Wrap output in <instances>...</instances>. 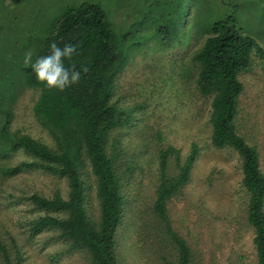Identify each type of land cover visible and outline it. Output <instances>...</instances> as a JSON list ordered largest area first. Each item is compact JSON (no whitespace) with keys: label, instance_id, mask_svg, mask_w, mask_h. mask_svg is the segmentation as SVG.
<instances>
[{"label":"trees","instance_id":"trees-1","mask_svg":"<svg viewBox=\"0 0 264 264\" xmlns=\"http://www.w3.org/2000/svg\"><path fill=\"white\" fill-rule=\"evenodd\" d=\"M237 3L241 9L222 12L190 36L182 63L185 95H178L183 110L190 89L196 95L194 106L198 99L203 102L204 147L225 149L227 158H235L239 164L237 192L228 195V201L216 203V211L202 204L210 191L204 190L194 204L186 192L185 184L192 180L200 152L197 141H190L185 151L164 143L160 125L169 127L164 119L151 125L147 119L137 118L141 109L133 103L122 104L117 87L126 60L115 45L104 9L94 2H81L55 19L33 60L47 55L53 41L60 47L79 45L78 54L65 64H74L77 71L87 67L88 72L81 71L79 83L60 92L38 82L30 66L23 64L20 69L21 81L32 94L31 114L50 138L45 142L17 127L2 134L8 152L21 150L27 159L1 165L0 177L7 180L27 172L35 181L40 175L46 180L40 190L23 193L28 240L46 235L64 245L65 254L76 252L80 264H121L119 239L127 245L129 264H216L217 252L228 240H236L240 246L248 233L250 256L243 263L264 264V168L257 146L236 123L246 92L259 89L257 94L263 99L256 115L264 113V45L241 24L238 15L247 8L244 0H237L236 7ZM260 31L264 33V29ZM199 36L200 44L190 51L191 39ZM160 54L158 64L150 61V73L144 71L143 78V71L137 74L134 87L128 78L129 85L123 86L149 93L141 99L145 107L159 98V92L152 94L148 87L155 85L147 82L148 76L164 71L163 64L171 59ZM244 72L251 73V83L242 80ZM251 109L257 112L256 107ZM139 123H144L141 128ZM132 127L138 132H132ZM131 146H139L137 154H147V161L142 162L138 155L133 159ZM226 213L240 217L230 224L225 220L219 229ZM206 235L208 240H203ZM8 247L0 241V264H21L23 255L13 237ZM205 250L209 252L206 260L202 256ZM236 261L228 257L224 264H239Z\"/></svg>","mask_w":264,"mask_h":264},{"label":"rangeland","instance_id":"rangeland-1","mask_svg":"<svg viewBox=\"0 0 264 264\" xmlns=\"http://www.w3.org/2000/svg\"><path fill=\"white\" fill-rule=\"evenodd\" d=\"M81 2H94L104 9L105 17L114 32L115 45L124 55L126 65L120 77L121 86L117 87L122 96V104L133 103L141 109V115L136 113L137 118L143 121L147 119L151 125H156L157 120L164 119L166 126H169L166 128L164 124L160 125L164 143L171 142L179 146L181 151H185L190 141H197L200 152L194 165L192 180L185 184L186 192L191 198V204H194L204 190L210 191L206 197L204 196L202 204L216 211V203L228 201V195L237 192L239 164L235 158H227L228 152L225 149L213 151L204 147L206 117L204 104L198 99V105L194 106L193 100L196 95L190 89L186 102H183L185 105L183 110L178 106L180 103L178 95H185L182 63L185 59L184 49L190 36L193 37L215 17L227 11L241 9L242 5L237 3V7L235 6L237 0H0V166L27 159L21 150L12 154L7 150L8 142L2 134L12 132L13 127L50 142L45 130L39 127L31 114L32 94L21 81L20 69L24 64L25 53L31 50L33 55L35 54L36 48L48 35L55 19L67 8ZM244 4L247 10L238 15L241 24L248 28L247 31L258 43L261 40L264 45V33L260 31L264 29V0H244ZM200 40V36L192 38L189 50L197 48ZM160 52L164 56L170 55L171 59H166L167 62L163 64L165 74L163 70L161 72L157 70L147 77L148 83L155 82L154 86L150 84L148 87L153 89L152 94L158 91L159 98L155 99L153 96L155 99L153 102H156L145 107L141 99L145 95L147 97V94L150 95L149 93L134 88L128 91L129 89L126 87L123 89V86L129 85L126 82L128 78L131 79L130 85L134 87L135 78L141 71L142 78L144 71L150 73V61L153 59L154 64H158ZM136 58H139L140 62H137ZM179 70L180 76L176 75ZM242 80L251 83L253 80L251 73L244 72ZM258 90L253 94L246 92L242 95L236 123L237 128L245 132L248 139L257 146L260 163L264 168V113L256 115L260 110V100L263 96L257 94ZM261 106L263 107L262 104ZM254 107L257 108L255 114L251 109ZM250 113L255 116L249 117ZM139 124L141 125L138 126ZM139 124L137 126L141 128L144 123ZM131 131L138 132L134 127ZM130 150L134 154L133 159L137 155L140 156L137 154L139 146L134 149L131 146ZM139 160L147 161V154L140 156ZM209 171H213L212 175L208 180H203ZM32 177L27 172L9 177L7 180L0 177L2 245L9 248V241L13 237L15 246L23 255L21 264H80L81 260L76 252L65 254L66 247L57 241L47 239L46 235H36L31 240L25 237L24 220L27 217L23 193L26 194L31 189L40 190L46 181L41 175L40 180L38 177L36 181ZM237 215L226 213L218 224L219 229L225 220L230 224L233 219L240 217ZM203 240H208L207 235ZM240 242L239 246L236 240H228L222 250L217 252L216 264L226 263L228 257L237 259L235 263L244 264L243 262L247 261L245 257L250 256L249 234L246 233ZM118 245L120 248L117 252L121 264H129L126 259V243L123 245V240L119 239ZM202 256L203 259H208L209 252L205 250Z\"/></svg>","mask_w":264,"mask_h":264},{"label":"clouds","instance_id":"clouds-1","mask_svg":"<svg viewBox=\"0 0 264 264\" xmlns=\"http://www.w3.org/2000/svg\"><path fill=\"white\" fill-rule=\"evenodd\" d=\"M79 45L65 44L63 47L53 41L49 45L47 55L38 56L33 60V52L27 51L24 56V65L30 66L38 82L44 84L48 89H56L63 92L73 84L79 83L81 71L88 72L84 67L77 71L75 65L66 66L65 61H72L78 54Z\"/></svg>","mask_w":264,"mask_h":264}]
</instances>
